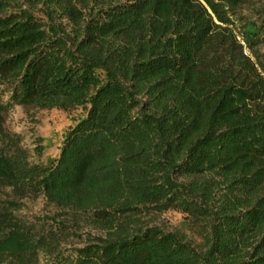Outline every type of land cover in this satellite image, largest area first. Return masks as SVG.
<instances>
[{"label": "trees", "instance_id": "obj_1", "mask_svg": "<svg viewBox=\"0 0 264 264\" xmlns=\"http://www.w3.org/2000/svg\"><path fill=\"white\" fill-rule=\"evenodd\" d=\"M15 106L79 110L56 156ZM0 264H264V0H0Z\"/></svg>", "mask_w": 264, "mask_h": 264}, {"label": "rangeland", "instance_id": "obj_2", "mask_svg": "<svg viewBox=\"0 0 264 264\" xmlns=\"http://www.w3.org/2000/svg\"><path fill=\"white\" fill-rule=\"evenodd\" d=\"M78 111L66 113L55 108L24 109L15 106L7 113L4 126L10 132L19 133L22 136V145L30 150L34 147L35 141L38 138L41 139L43 147L41 160H44L47 157L57 155L62 134L73 123ZM23 202L22 213L27 216H51L57 212V208L48 203L42 196L36 199H25ZM143 223L147 226L158 227L165 232H180L195 244L200 242L193 226H190L189 222L178 212L150 213L143 218ZM77 232L80 236L70 238L65 244L67 247L82 245L87 234L92 236L104 235L103 231L88 223L80 224Z\"/></svg>", "mask_w": 264, "mask_h": 264}]
</instances>
